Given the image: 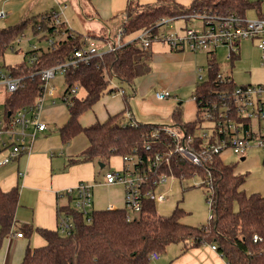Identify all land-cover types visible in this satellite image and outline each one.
<instances>
[{
	"label": "trees",
	"instance_id": "trees-1",
	"mask_svg": "<svg viewBox=\"0 0 264 264\" xmlns=\"http://www.w3.org/2000/svg\"><path fill=\"white\" fill-rule=\"evenodd\" d=\"M261 9V1L251 0H194L189 7L175 1H161L155 5H129L126 11L128 22L124 25L126 37L130 38L117 51L106 52L102 57H93L87 63H80L65 74V92L75 87L78 92L69 96L66 104L68 121L60 128L62 145L67 147L79 135L87 139V148L77 156L68 159V166L85 163H100L104 166L114 156L132 154L136 150L146 158V166L153 165L156 154L167 150V142L161 136L156 142L150 137L154 131L162 133L163 125L126 120L130 109V97L126 89H133L135 81L152 71V53L141 49L132 39L140 31L155 27L163 18L175 20L200 17L205 21L208 16L225 18L235 14L245 18L247 11ZM51 12L40 14L23 22L0 29V71L12 77L21 78L22 86L5 98V108L16 109L35 104L43 92L42 72L66 62L75 49L82 48L87 38L103 41L102 34L79 33L70 29L66 22L57 26L51 22ZM31 28L35 35L43 34L39 40L50 41L58 36L53 47L37 48L26 54L21 64L7 66L2 60L8 50ZM132 39V40H131ZM237 50L231 53L230 63L234 65L240 57L239 42ZM209 80L198 82L193 98L199 112L217 100L219 92L237 86L232 77L224 74L216 61V53H208ZM229 76L232 83L223 86L218 75ZM118 81L122 86H112ZM114 83V82H113ZM123 91L126 105L124 111L110 115L104 122L90 126L81 123V116L92 111L94 106L106 95ZM84 92L83 96L79 93ZM176 127L186 128L195 133L203 128L204 118L198 115L186 122L182 118V105H178L173 115ZM150 147V150H146ZM237 164H227L215 157L209 164L213 181V192L206 191L207 201L212 199L210 213L212 218L207 225L194 227L182 222L184 210L179 206L169 216L156 210V202L143 199L140 214L129 219L126 206L118 209L93 210L91 221L74 208V192H66L69 203L60 206L58 215L71 216L74 230L63 235L59 230L34 228L23 225L19 232L31 237L34 232L45 240L38 248L28 246L21 264H152L151 255L166 253L169 246L183 244V252L203 244L216 245L217 250L226 258L228 264H264V196L260 193H247V176L239 172ZM151 169L150 186L160 174H172L180 182L198 175L207 179L206 167L194 166L189 161L173 156L168 167L157 173ZM154 186V185H152ZM200 187H206L205 184ZM20 202V188L16 186L4 190L0 185V253L6 239L16 233V215ZM260 240L255 243L253 237Z\"/></svg>",
	"mask_w": 264,
	"mask_h": 264
},
{
	"label": "built area",
	"instance_id": "built-area-1",
	"mask_svg": "<svg viewBox=\"0 0 264 264\" xmlns=\"http://www.w3.org/2000/svg\"><path fill=\"white\" fill-rule=\"evenodd\" d=\"M62 15H64L63 11H52L51 22L57 26L61 25ZM6 18L7 13L0 10V21ZM192 19H200V17ZM174 21L176 20L173 18H163L155 24L154 28L140 31L132 39L138 42L141 49L147 51L151 50L154 43L163 44L176 52H206L207 54L216 53L220 46H226L229 48L227 57L229 61L231 53L237 50L238 42L257 40L258 48L263 53L264 65V14L254 21H248L235 14L225 18L208 16L205 21L201 20L204 24L203 31L190 27L168 31L167 29ZM127 22L126 17L116 31L107 28L102 34V42L87 38L84 46L75 49L66 62L44 70L42 72L44 89L33 105L16 109L14 112L6 110L4 104L6 96L16 92L22 86V80L0 71V87L6 90L5 95L1 93L3 100L0 104V107H3V109L0 108V169L8 166L21 155L33 152L39 134L48 128L47 124L41 120L46 101L49 100L52 105H56L58 101L66 105L70 103L69 96L77 94L78 87L73 88L70 93H66L65 90L61 93L60 88L53 84L57 73H63L65 76L80 63H87L93 57H102L106 52L122 48L130 40L126 37L124 28ZM54 44V40L49 41L51 47ZM34 49H37L36 46ZM203 72L202 67L198 69V80L200 81L203 80ZM218 78L223 86L232 83L229 76L220 74ZM118 92L120 95L124 94L122 90ZM219 93L217 100L203 109V128L196 130L195 133L186 128L177 127L175 130L170 126H164L162 133L154 131L150 134L156 142L161 136L167 142V150L156 154L153 165L146 166V158L134 150L132 154L123 157L121 171L106 172L105 178L108 184L120 183L124 186L125 206L128 209L129 219L141 213L144 198H149L156 203L167 200L165 192L157 193L156 190L159 185L166 183L169 177L175 178V176L160 174L151 186L149 176L152 174L151 169H155L157 173L163 166L168 167L173 156L185 159L194 166L206 167L207 179L205 181L201 179L200 185L205 184L212 193L213 181L209 164L215 157H220L225 161L226 157L234 155L243 161L242 159L245 160L246 153L250 149H260L264 152V85H237ZM155 96L162 101L172 97V94L169 91H159L155 93ZM125 117L132 124L137 122L129 111L126 112ZM146 150H150V147ZM194 177L200 176L196 174ZM67 192H74V208L82 212L90 222L93 211V186L80 183L75 189ZM209 204L211 208V198ZM74 228L71 216L58 215L57 229L61 234L70 235ZM13 236L24 237L22 232L14 233L11 237ZM259 240L258 235L253 237L255 243ZM212 249L217 250L216 245H212ZM159 257L160 254L154 252L151 260L156 261Z\"/></svg>",
	"mask_w": 264,
	"mask_h": 264
},
{
	"label": "crops",
	"instance_id": "crops-1",
	"mask_svg": "<svg viewBox=\"0 0 264 264\" xmlns=\"http://www.w3.org/2000/svg\"><path fill=\"white\" fill-rule=\"evenodd\" d=\"M72 1L0 0V10L7 13V18L4 19L5 21L3 20L7 22L6 25L14 26L13 24L17 25L31 17L60 10L62 5L67 7V3H72ZM75 1L80 5H85V7L81 6V12L88 19L81 26L84 29L86 24L87 30L83 34L91 32L92 35H98L103 34L107 28L116 31L124 18L127 17L126 11L129 5H155L165 0ZM168 1H175L184 7H189L194 0ZM16 11H20V13L17 14ZM63 22H66L68 27L74 31L75 27H72L67 19ZM95 25L101 26L99 32L90 30ZM157 44L154 50L152 48L150 50L152 53L151 73L139 79L138 85H135L133 89L128 87L125 89L126 93L131 96L128 111L132 114L134 120L165 126V123L168 122L174 124L172 115L178 106H176V101L168 98L169 100L157 101L155 104L148 103L144 99L145 94L159 91L181 93L183 88L192 89L193 87L195 89L198 83V69L200 68H198L194 53L189 51L176 52L163 44ZM116 85L119 86L118 83H115ZM180 100L183 120L186 122L192 121L194 117L193 108H195L193 102L184 101L187 103L183 105L182 99ZM45 104H48L50 108L58 106V103L52 105L49 100ZM46 105L41 113V120L47 124L48 128L45 132L39 134L33 152L21 155L17 160L0 169V185L4 190H10L16 186L20 188L16 233L25 224L32 225L34 228L57 230L59 207L66 206L69 203L65 193L75 189L80 183L93 186V201L95 200V190L99 191L101 196L98 199L97 206L94 202V210L125 207L124 186L120 183L108 184L106 181L105 174L110 170L103 172L101 176V172H97L94 163L68 166V159L86 149L88 142L80 150L75 148V142L64 147L59 134L52 136L57 124L51 122L46 116ZM63 106L66 107L65 104ZM125 108L123 95H120L119 92L108 94L94 106L92 111L82 115L80 120L82 125L90 126L98 121L104 122L110 115H116L124 111ZM68 119L69 113H67L64 124ZM12 238L11 241L4 244L2 249V254H4L2 264H21L28 246L38 248L46 243L37 232H34L31 237L18 238L13 236ZM183 247V244L169 246L166 253L160 254L159 259L152 261V264H228L226 258L218 250L212 249L211 244L192 247L186 252H183ZM17 254L19 258L16 262H13L12 259Z\"/></svg>",
	"mask_w": 264,
	"mask_h": 264
},
{
	"label": "rangeland",
	"instance_id": "rangeland-1",
	"mask_svg": "<svg viewBox=\"0 0 264 264\" xmlns=\"http://www.w3.org/2000/svg\"><path fill=\"white\" fill-rule=\"evenodd\" d=\"M251 1L253 2L261 1V9L258 10L257 8H253L248 10L245 17L248 21H254L257 18H259L261 14H264V0H251ZM81 6L85 7L84 4L80 5L78 2L73 0L72 3L71 2L67 3V7H64V5H62V8L59 11H62L63 9L64 16L62 15L61 18L63 20L67 19L70 25L72 27H75L74 31L79 33H85L86 32L85 30H87L86 24L84 29H82L81 26L83 22L87 21L88 18L85 16V14H83V12H81ZM16 13L19 14L20 11L18 12L16 11ZM4 21L3 20L2 22L0 21V29L8 26L6 25L7 22ZM187 27L194 28L197 31H203L204 24L199 19H191V20L181 19L172 22L167 30L168 31L178 30L179 28H187ZM100 29H101L100 25H95L91 27L90 30L99 32L98 30ZM42 34L43 33L40 32L38 35H35L32 29L28 28L25 31V34H23V36L20 38V41L14 44V48L8 50V52L5 54L4 59L1 61L2 64L7 66H16L21 64L26 54L31 50H33L34 46H36V48L47 49L50 46L49 41L39 40V37ZM63 38H64L63 36H58L56 38H53L52 40L59 41L60 39ZM157 45H158L157 43L153 44L152 49L154 50L155 47H157ZM239 48H240V57L238 60H236L234 65H231L230 61L227 58L229 54L228 47L220 46L217 49L215 57L217 63L220 66L221 71L224 74L231 76L234 83L238 86L248 85V84L264 85V65L262 61L263 53L258 48V41L255 40L252 42V40H241L239 42ZM194 55L197 58L196 61L198 63V68L202 67L204 70L203 80L201 81L198 80L197 82H206L209 80L210 77L209 66H208V55L206 52L194 53ZM139 79L135 81V85H138ZM113 82L111 84L112 86H115V83H118L120 87L122 86L118 81H113ZM53 84L59 87L62 93L66 87L64 74L60 72L57 73L56 80L53 81ZM122 87L127 88L128 86L124 85ZM5 92H6L5 88L0 87V104L3 100V94L5 95ZM194 93H195V89L193 87L192 89L183 88V91L181 93H171L172 97L169 98L176 101V106L181 104L180 99H182L183 105H186L187 102L192 101L195 106V108H193L194 117L192 121L195 120L199 114L201 117H203L204 115L202 111L199 112L198 110L195 99L193 98ZM79 95L83 96L84 92H80ZM107 95L108 94H106L105 96ZM144 99H146L148 103L151 102L153 104H155L157 101L158 102L160 101L156 98L155 93H146ZM0 108L3 109L2 106ZM45 112L49 120L57 124L52 136L58 135L61 126L64 124L67 118V113H68L67 108L63 106L62 102H58V106L53 108H50L47 104ZM165 126H170L175 130L177 129V127L171 122L165 123ZM72 142H75V148L77 150H80L82 147H85L87 145V140L84 135L77 136L74 140H72ZM77 154H80V152ZM77 154H74L73 156ZM225 162L227 164H237L236 166L237 170L239 172L244 173L247 176V182L245 185V190L247 193L249 194L260 193L264 196V152L262 150L250 149L246 153V157L244 161H241L237 156L230 155L226 157ZM94 164L97 167L96 168L97 172L100 171L102 176L103 172L105 173L108 170L115 172L121 171V169L123 168V158L121 156H114L109 161V163H107L103 167H101L100 163L96 162ZM200 183H201L200 177H194L192 179L184 180L182 182H180L179 179L169 177L168 181L166 183L159 185L156 190L157 193L165 192L167 198L165 202L156 203L157 212L163 216H169L176 209V207L179 206L184 210V214L182 218V222L184 224H188L194 227H202L204 225H207L210 219V204L207 201V194H206V191H208V187L207 188L200 187ZM100 196L101 195L99 194V191H97L96 189L95 200L93 201V204L95 202V206H97L98 199H100ZM16 230L17 229H15V231ZM12 239L13 238L10 236L9 238L6 239V242L8 243V241H11ZM3 255L4 254H2L1 251L0 264H2V262L4 261ZM18 258L19 255L17 254L14 257V259H12L13 262H16ZM10 264H15V263H10Z\"/></svg>",
	"mask_w": 264,
	"mask_h": 264
},
{
	"label": "water",
	"instance_id": "water-1",
	"mask_svg": "<svg viewBox=\"0 0 264 264\" xmlns=\"http://www.w3.org/2000/svg\"><path fill=\"white\" fill-rule=\"evenodd\" d=\"M243 161H244V159H242ZM101 165V167H103L104 165L103 164H100Z\"/></svg>",
	"mask_w": 264,
	"mask_h": 264
}]
</instances>
